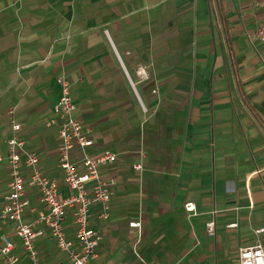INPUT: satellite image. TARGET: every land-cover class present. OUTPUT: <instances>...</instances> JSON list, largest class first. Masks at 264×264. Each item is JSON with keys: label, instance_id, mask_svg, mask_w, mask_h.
<instances>
[{"label": "crops", "instance_id": "crops-1", "mask_svg": "<svg viewBox=\"0 0 264 264\" xmlns=\"http://www.w3.org/2000/svg\"><path fill=\"white\" fill-rule=\"evenodd\" d=\"M263 18L264 0H0V210L10 119L38 170L67 192L58 125L46 126L64 76L93 140L87 152L118 156L101 170L115 180L108 219L90 209L101 240L89 264H143L138 237L148 264H237L238 249L264 248V44L252 37ZM80 158L74 148L71 161ZM25 197L30 223L45 210L33 189ZM72 222L66 210L69 239ZM13 226L0 224V246L11 239L27 264ZM36 228L40 263L69 264Z\"/></svg>", "mask_w": 264, "mask_h": 264}, {"label": "built area", "instance_id": "built-area-1", "mask_svg": "<svg viewBox=\"0 0 264 264\" xmlns=\"http://www.w3.org/2000/svg\"><path fill=\"white\" fill-rule=\"evenodd\" d=\"M252 37L264 44V18L256 25ZM57 82L61 88V96L53 106L56 120H48L46 126L58 125L57 136L58 167L62 172V183L66 193L60 192V183L56 178L43 175L38 170L39 158L33 152H27L25 142L19 136L21 126L10 119L11 137L6 141L8 153L6 161L9 169L8 192L5 204L0 210V224L12 222L14 236L20 241L21 249L25 253L27 264H41L35 248L36 239L41 232L37 225L46 228L54 240L55 245L68 259L69 264H89L96 256L101 237L90 227V209L100 208V217L107 220L112 200L111 188L115 180L106 181L101 175L104 167L112 165L118 159L117 154L104 150L98 154H89L87 149L92 147L93 140L88 137L87 130L80 120L73 117L75 105L72 101L70 85L64 76ZM77 148L81 158L77 163L70 159L71 151ZM143 156V153H140ZM30 169L28 177L23 175L22 169ZM141 171V164L133 166ZM26 188L33 189L38 195L45 212L39 211L30 223H24L22 216L29 207L25 197ZM71 210L73 216L74 236L69 239L65 233V212ZM186 212L194 213L193 204L184 205ZM232 224L229 227H234ZM130 227L141 229V222H132ZM208 234L214 233V222L206 224ZM264 228L256 231L263 233ZM138 237L134 243L133 252L143 264H148L138 254L136 246L140 244ZM15 248L11 239L5 237L0 246V264H21L19 257L13 252ZM237 264H264V248L260 242L254 246L240 248L237 252Z\"/></svg>", "mask_w": 264, "mask_h": 264}]
</instances>
